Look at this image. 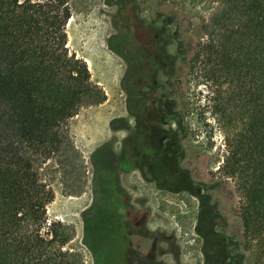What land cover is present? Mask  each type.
Instances as JSON below:
<instances>
[{
	"label": "rangeland",
	"instance_id": "1",
	"mask_svg": "<svg viewBox=\"0 0 264 264\" xmlns=\"http://www.w3.org/2000/svg\"><path fill=\"white\" fill-rule=\"evenodd\" d=\"M154 1L140 6H135L133 0L68 2L71 13L65 25L68 53L86 61L90 81L103 90L106 98L100 103L80 107L68 121L73 150L41 165V177L54 192L53 200L46 206L47 225L60 222L67 226L70 240L66 247L80 253L82 264H116L119 260L117 250L121 247V224L114 213L112 186L107 179L100 180L99 176L96 185L93 184L97 164L105 171L101 149L96 148L111 137L120 140L132 134L131 140L142 151L145 138H142V133L136 127L133 132L130 129L133 128L134 118L129 113V90L122 85L136 88L138 103L132 99V108L137 106L141 109L139 115L143 116V110L149 107L150 100L173 94L177 80L174 76V83H170L169 75L173 72L167 73L164 66L165 60L174 58L179 46L174 35L176 25L171 23L174 20L182 24L185 46L193 47L182 52V56H187V59L183 62L180 75L182 84L177 88L181 118L176 114L167 117V130L169 135L187 134L182 142L187 151L183 165L191 167L194 177L198 173L205 179L222 181L216 194L221 197L220 209L228 222L225 229L227 236L222 245L225 261L222 263L220 259L221 246L216 239V234L223 231L221 218L210 207H198L190 183L171 185L168 182L166 190L159 193L153 184H144L137 169L127 176L123 175L122 179L125 186H136L134 192L129 190L132 195L146 193L150 200L149 226L156 234L157 251L151 264H238L236 258L242 264H254L255 250L246 248L241 220L237 214L240 194L235 188V180L224 175L220 168L227 146L223 126H220L214 113L219 98L228 103V107H233L235 102L230 97L235 93V84L227 79L218 86L209 75L213 64L207 63L205 53L201 52L211 37L214 44L222 39L219 27L212 21L221 5L217 0H161V4H166L163 6L173 15H158L156 21L151 23L149 7ZM165 28L173 33L167 44L164 41L168 37L165 40L159 37V32L165 35ZM152 34L157 37V42L158 39L162 41L159 42L161 48L151 42ZM110 40L121 53L110 48ZM131 45L137 50L136 78H150L153 86L151 98L148 96L150 87L136 83V78L133 85L132 80L125 77L128 64L126 55L129 56L127 50ZM155 50L161 53L153 55V61L143 62L142 56L145 57L146 52L155 54ZM139 93H146V98L140 97ZM171 106L174 107L175 103L172 102ZM235 119L239 127L238 110ZM111 124L123 125V129L115 131ZM143 159L142 156L138 166L146 171ZM153 161V166L161 175H167L171 181L184 183V175L176 171L173 159L166 156L164 148ZM110 174L106 172L104 175L110 177ZM106 193L109 194L106 196ZM92 200V206L89 207ZM47 228L45 226L41 230L44 236ZM237 233L238 244H233L229 237ZM141 247L145 248L146 244L141 243Z\"/></svg>",
	"mask_w": 264,
	"mask_h": 264
},
{
	"label": "trees",
	"instance_id": "2",
	"mask_svg": "<svg viewBox=\"0 0 264 264\" xmlns=\"http://www.w3.org/2000/svg\"><path fill=\"white\" fill-rule=\"evenodd\" d=\"M217 1L212 21L222 39L214 44L211 37L201 52L213 64L209 75L218 86L227 79L235 84L230 98L237 103L230 108L219 98L215 104L227 146L220 168L240 194L244 244L254 248V264H264V0ZM68 2L0 0V264H82L80 253L66 247L67 226L47 225L54 192L40 173L47 160L73 150L68 121L79 108L106 98L90 81L86 61L68 53ZM165 29L159 37L169 41L173 33ZM156 38L150 40L161 48ZM109 46L121 53L113 40ZM158 50L146 52L143 62L153 61ZM127 51L125 77L134 85L137 50L131 45ZM171 69L168 58L164 70ZM136 79L153 90L148 76ZM122 86L129 90V113L136 115V88Z\"/></svg>",
	"mask_w": 264,
	"mask_h": 264
},
{
	"label": "flooded vegetation",
	"instance_id": "3",
	"mask_svg": "<svg viewBox=\"0 0 264 264\" xmlns=\"http://www.w3.org/2000/svg\"><path fill=\"white\" fill-rule=\"evenodd\" d=\"M150 0H133L135 6H140L142 3L148 2ZM166 4H161V0H155L149 7L150 20L158 18V15L167 17L171 14L168 12L167 8L164 6ZM176 25L175 40L179 44L174 58L172 60V69L170 72H173L169 75V81L171 84L174 83V76L176 77L177 83L175 84L173 94L168 96L161 95L159 99L153 98L150 100L149 107L145 110V116L139 115L138 107L134 105V108L137 111L136 115L133 116L134 125L132 132L135 127L139 129L142 133V138H145L143 142L142 151L138 150L137 143L131 140L132 134H127L124 138L118 140V138L111 137L108 140L102 141L96 149H101L103 164L105 171L97 164V172L95 174L96 178L99 176V179L104 181L107 179L112 186V197L111 199L115 201L113 203L115 216L118 217V220L121 224L119 238L121 240V247L117 250L116 264H151V260L156 257V234L152 232L149 223L151 218V211L148 208L149 198L146 193H139L138 195H132L129 190L134 192L137 188L135 185L131 184L128 186L124 185L122 176H127L131 172L137 169L140 179L144 184H153L154 187L160 191L166 190V185H183L191 184L194 188V196L197 199L198 207L207 206L214 210L220 217L223 226L222 232L216 234V238L221 246L220 254L222 263L225 261L224 249L222 250L223 242L225 243V238L227 236L225 229L228 224L226 217L220 209L221 197L216 194L217 190L222 186L221 180H211L210 178H203L200 174L196 173L195 177L190 166L183 165V162L186 157V148L182 143L183 140L187 137V134L184 136L178 135H169L167 130V113L169 110L176 115H180V98L179 91L177 88L182 84L181 82V73L183 68L184 56L182 52L192 49L193 46H185L184 38L182 36V24L171 22ZM173 35V34H172ZM172 37V36H171ZM165 44L168 41H164ZM149 98L152 97L151 90L148 91ZM172 102L175 103V106L172 107ZM138 103V102H136ZM135 103V104H136ZM112 123V122H111ZM111 128L115 131L123 129V125L115 126L110 125ZM183 126V122H181ZM180 126V127H181ZM125 128V127H124ZM116 143H119V146H116ZM164 148L166 156H169L173 159V165L176 171L184 175V183H179L171 181L167 175H161L157 171L156 166H153L154 159ZM146 167V171H143L139 167V163L142 160ZM183 170V172H182ZM110 172V177H105V173ZM107 176V175H106ZM189 184V185H190ZM204 186V187H203ZM109 193H106V196ZM107 198H105L106 200ZM104 200V199H103ZM93 200L89 207L92 206ZM200 216V215H199ZM198 219V217H197ZM213 223V219L211 220ZM238 233L230 236L229 239L233 244H238ZM165 238V235H162ZM222 240V241H220ZM141 243H145L146 247L142 248ZM223 251V252H222ZM164 254L163 251L160 252ZM238 255H240V250L238 249ZM238 264H242L241 260H238ZM115 264V263H114Z\"/></svg>",
	"mask_w": 264,
	"mask_h": 264
},
{
	"label": "water",
	"instance_id": "4",
	"mask_svg": "<svg viewBox=\"0 0 264 264\" xmlns=\"http://www.w3.org/2000/svg\"><path fill=\"white\" fill-rule=\"evenodd\" d=\"M186 59H187V56L184 57V60H186Z\"/></svg>",
	"mask_w": 264,
	"mask_h": 264
},
{
	"label": "crops",
	"instance_id": "5",
	"mask_svg": "<svg viewBox=\"0 0 264 264\" xmlns=\"http://www.w3.org/2000/svg\"><path fill=\"white\" fill-rule=\"evenodd\" d=\"M106 91V93H107V90H105Z\"/></svg>",
	"mask_w": 264,
	"mask_h": 264
}]
</instances>
